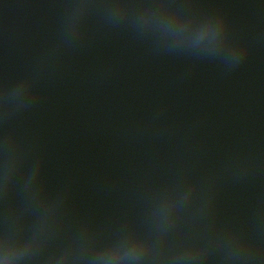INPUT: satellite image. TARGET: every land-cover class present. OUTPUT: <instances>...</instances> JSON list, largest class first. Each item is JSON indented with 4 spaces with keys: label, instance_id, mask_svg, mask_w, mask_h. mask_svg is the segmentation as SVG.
Masks as SVG:
<instances>
[{
    "label": "water",
    "instance_id": "95a60500",
    "mask_svg": "<svg viewBox=\"0 0 264 264\" xmlns=\"http://www.w3.org/2000/svg\"><path fill=\"white\" fill-rule=\"evenodd\" d=\"M0 264H264V0H110L0 172Z\"/></svg>",
    "mask_w": 264,
    "mask_h": 264
}]
</instances>
